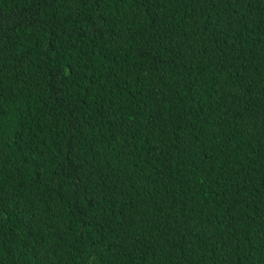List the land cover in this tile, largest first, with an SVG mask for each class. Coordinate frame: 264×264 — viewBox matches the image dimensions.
Returning <instances> with one entry per match:
<instances>
[{
    "label": "trees",
    "instance_id": "obj_1",
    "mask_svg": "<svg viewBox=\"0 0 264 264\" xmlns=\"http://www.w3.org/2000/svg\"><path fill=\"white\" fill-rule=\"evenodd\" d=\"M0 264H264V0H0Z\"/></svg>",
    "mask_w": 264,
    "mask_h": 264
}]
</instances>
